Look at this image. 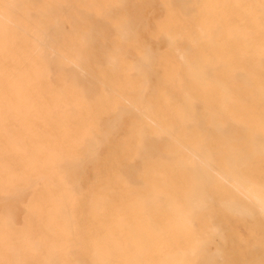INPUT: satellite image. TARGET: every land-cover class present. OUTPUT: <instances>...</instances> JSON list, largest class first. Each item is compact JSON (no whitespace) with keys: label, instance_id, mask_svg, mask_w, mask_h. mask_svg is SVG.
<instances>
[{"label":"rangeland","instance_id":"obj_1","mask_svg":"<svg viewBox=\"0 0 264 264\" xmlns=\"http://www.w3.org/2000/svg\"><path fill=\"white\" fill-rule=\"evenodd\" d=\"M44 3L60 34L31 59L30 96L13 114L0 102V264H152L192 246L194 264H234L240 239L263 254L258 216L234 234L222 203L254 211L233 181L264 186V0L31 13ZM194 199L185 226L164 223Z\"/></svg>","mask_w":264,"mask_h":264},{"label":"bare ground","instance_id":"obj_2","mask_svg":"<svg viewBox=\"0 0 264 264\" xmlns=\"http://www.w3.org/2000/svg\"><path fill=\"white\" fill-rule=\"evenodd\" d=\"M55 1L64 4L66 8V0ZM33 2L34 0H0V102L9 114L15 112L16 108L13 106L15 102H21L25 97L30 96V91L26 89L35 87L38 83L36 61L31 59L40 54L50 56L47 50V37L51 33L60 34L56 27L58 22L56 13L50 11L44 3L42 10L33 15L30 11ZM41 15H43L42 18L37 22V16ZM49 22L51 27L47 30L42 25ZM24 24H26L25 27H23ZM45 63L48 65V62ZM228 167L233 166L229 163ZM225 174L230 177L234 175L231 171ZM233 182L236 188H241L247 194V200L251 201L256 208L253 211L251 207L236 205L231 198L225 200L222 205L227 212L225 218L229 220L230 231L239 235L240 228L246 223L245 219L254 216H258V220L249 226L250 229L253 232L263 230L264 186H248L242 179H234ZM198 206H204L202 199H194L183 207L170 202L169 213L164 223L175 228L185 226L186 212ZM236 216H239V219ZM238 244H240L239 251L236 253L238 258H235L234 264H264V253H257V246L247 248L241 239L238 240ZM198 250L199 247L196 246L178 249L173 253L162 255L157 262L153 260L152 264H194L193 260L199 255ZM211 259L204 261L203 264H214L213 257ZM125 264L138 263L129 260Z\"/></svg>","mask_w":264,"mask_h":264}]
</instances>
